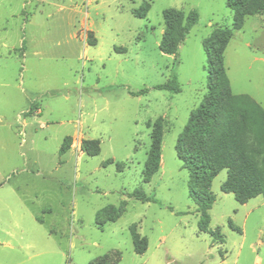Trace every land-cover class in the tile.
I'll use <instances>...</instances> for the list:
<instances>
[{
    "label": "rangeland",
    "instance_id": "obj_1",
    "mask_svg": "<svg viewBox=\"0 0 264 264\" xmlns=\"http://www.w3.org/2000/svg\"><path fill=\"white\" fill-rule=\"evenodd\" d=\"M143 2L149 11L136 18ZM170 8L197 13L175 56L158 48ZM232 16L226 0H0V264H88L111 251L121 254L117 264H264L263 199L238 204L220 191V171L200 232L174 150L206 94L202 41L230 29ZM223 63L232 94L264 109V11L233 31ZM172 76L179 93L154 88ZM159 117L160 168L145 183L148 125ZM65 137L71 145L59 155ZM82 140H96L99 153L81 152ZM134 190L159 204L133 199ZM121 202L114 222L97 216ZM134 224L147 240L142 255Z\"/></svg>",
    "mask_w": 264,
    "mask_h": 264
},
{
    "label": "trees",
    "instance_id": "obj_2",
    "mask_svg": "<svg viewBox=\"0 0 264 264\" xmlns=\"http://www.w3.org/2000/svg\"><path fill=\"white\" fill-rule=\"evenodd\" d=\"M226 7L233 13L232 26L230 29L216 27L202 41L206 58V94L190 112L174 147L176 157L188 172V196L196 207L198 228L203 233L208 231V212L215 201L210 191L211 182L220 171H226L220 191L231 194L235 202L243 205L258 196L264 201V109L247 95L232 94L223 63V52L233 31L242 28L245 17L261 14L264 0H226ZM149 8V4L143 2L133 14L136 18H145ZM162 19L164 30L158 45L159 51L175 56L190 28L196 23L197 13L194 10L185 13L170 8L162 12ZM95 44L93 39L88 41L89 46ZM114 52L125 53V50L114 48ZM154 88L171 93L180 92L175 76ZM128 93L136 97L147 93V89ZM148 127H151L150 146L142 172L145 183L160 168L163 119L157 118ZM70 145L71 139L65 137L59 155L65 154ZM79 149L87 156H95L99 153V143L96 140H82ZM109 163L106 161L104 164ZM117 168L120 169V165ZM129 196L142 203L159 204L155 198L146 196L140 190H134ZM124 206L125 202H121L119 207L104 208L97 212V216L102 215L107 222H114L123 212ZM228 224L230 229L239 231ZM129 233L134 253L142 255L147 249L146 238L137 233L135 224L129 228ZM120 258L118 251H111L88 264H117Z\"/></svg>",
    "mask_w": 264,
    "mask_h": 264
},
{
    "label": "crops",
    "instance_id": "obj_3",
    "mask_svg": "<svg viewBox=\"0 0 264 264\" xmlns=\"http://www.w3.org/2000/svg\"><path fill=\"white\" fill-rule=\"evenodd\" d=\"M35 17V11L33 12V15H32V17L31 18H28V19H26V18H24L23 17V19H22V21H23V24H22V27H26V24H28V25H30L31 23H32V20H33V18ZM72 34H70V39L72 40V36H71ZM23 43L24 42H22V44L21 45H23ZM87 50H84V52H86ZM26 57H27V55H26ZM21 73H22V71H21ZM53 93V92H52ZM52 95V94H51Z\"/></svg>",
    "mask_w": 264,
    "mask_h": 264
}]
</instances>
